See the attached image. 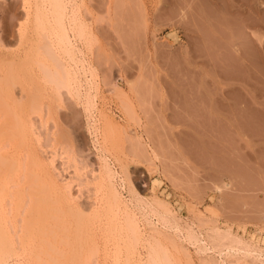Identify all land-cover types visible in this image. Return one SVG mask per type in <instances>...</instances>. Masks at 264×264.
<instances>
[{"label": "rangeland", "instance_id": "obj_1", "mask_svg": "<svg viewBox=\"0 0 264 264\" xmlns=\"http://www.w3.org/2000/svg\"><path fill=\"white\" fill-rule=\"evenodd\" d=\"M245 80L264 0H0V264H264L214 115Z\"/></svg>", "mask_w": 264, "mask_h": 264}, {"label": "crops", "instance_id": "obj_2", "mask_svg": "<svg viewBox=\"0 0 264 264\" xmlns=\"http://www.w3.org/2000/svg\"><path fill=\"white\" fill-rule=\"evenodd\" d=\"M237 84L234 86L236 90L229 93L231 96L225 91L215 92L214 115L219 120L218 128L227 129L234 136L233 145L240 161H247L249 156L244 151V139L241 138L243 135H248L251 145L255 147L256 159L253 156L248 168L237 165L227 169L232 184L239 191H246L252 196V206L264 208V105L253 102L254 95L250 90L253 86L250 81L245 80ZM231 97L234 102L222 104L223 100ZM228 119L232 122L229 123Z\"/></svg>", "mask_w": 264, "mask_h": 264}, {"label": "bare ground", "instance_id": "obj_3", "mask_svg": "<svg viewBox=\"0 0 264 264\" xmlns=\"http://www.w3.org/2000/svg\"><path fill=\"white\" fill-rule=\"evenodd\" d=\"M8 132H9V131H8ZM4 134H5V133H4ZM10 134H11V135H10ZM8 135L10 136V137H8V138H9V141H7L8 138L5 136V138L0 139L1 143L3 142L2 140H4V139H6V140H4L5 142H8V144L6 143L7 145H9V143H11L10 145H12L13 143H17V142H15V141H17V140H15L14 142L12 141L13 143L10 142V139L13 138L12 133L9 132ZM8 135H7V136H8ZM13 135H14V137L16 136L15 133H13ZM18 135H19V134H18ZM16 137H18V136H16ZM18 138H19V137H18ZM18 138H16V139H18ZM14 139H15V138H14ZM19 140H20V139H19ZM19 140H18V141H19ZM21 140H22V139H21ZM21 140H20V141H21ZM5 142H4V143H5ZM19 143L21 144L22 141L19 142ZM24 143H25V142H23L22 144H24ZM17 144H18V143H17ZM20 144H18V147H17V145H14V144H13V145H14V147H17V149L19 148V149L21 150L20 147H21L22 144H21V145H20ZM13 145H12L11 147H13ZM24 145H25V144H24ZM19 146H20V147H19ZM11 147H10V148H11ZM10 148H9V149H10ZM11 149H16V148H11ZM11 151H12V150H11ZM16 151H17V154H18V152H20L19 150H15V152H16ZM18 156H19V154H18ZM20 159H21V157H20ZM36 159H37V158H36ZM38 159H39V158H38ZM38 159L36 160V162H37V161L39 162ZM11 161H12V160H11ZM17 161H18V159H17ZM19 161H20V160H19ZM19 161H18V162H19ZM28 161H29V160H28ZM28 161H27V162H28ZM27 162H26L27 165H30V164H31V161H30L29 164H28ZM11 163H12V162H11ZM11 163H10V164H11ZM22 163H23V162H22ZM22 163H17V164H21V165H22ZM24 163H25V162H24ZM2 164H3V163H2ZM15 164H16V162L14 161L13 166H15V167L17 168L16 170H19V169H18V168H19L18 165L16 166ZM32 164H33V163H32ZM35 164H36V163H35ZM23 165H24V164H23ZM37 165H39V163H38ZM30 166H31L30 168H32V165H30ZM10 167H12V166L10 165ZM15 167H13V168L10 169V170L13 171V169H14ZM27 167H29V166H27ZM33 167H35L34 164H33ZM21 168L24 169L23 171H25V172H23L24 174L22 173V174H20V175H25V173L27 172V170H25V168H23V167H21ZM35 168H36V167H35ZM53 169H54V168H53ZM10 170H9V172H10ZM14 171H15V169H14ZM17 172H18V171H15V172L13 173V176H15V174H16ZM20 172H21V171H20ZM28 172H29V171H28ZM10 174H12V173L10 172ZM27 174H28V173H27ZM27 174H26V175H27ZM46 174H47V173H46ZM48 174H49V173H48ZM48 174H47V175H48ZM16 176H17V175H16ZM27 176H29V174H28ZM27 176H26V178H27ZM39 177H40V176H39ZM48 179H49V178H48ZM111 186H112V185H111ZM44 193H45V191H44ZM112 193H113V196H112L113 199H112V200H115V201H116L117 198L119 199V196H118V194H117L116 191H114V192L112 191ZM112 193H111V194H112ZM114 196H115V197L118 196V197L115 199ZM42 199H43V198H42ZM118 199H117V200H118ZM53 201H54V200H53ZM53 201H52V202H53ZM115 201H113V202H115ZM46 204H47V203H46ZM41 211H42V210H41ZM40 213H41V212H40ZM42 213H43V212H42ZM151 260H152V259H151ZM155 263H156V262H155Z\"/></svg>", "mask_w": 264, "mask_h": 264}]
</instances>
